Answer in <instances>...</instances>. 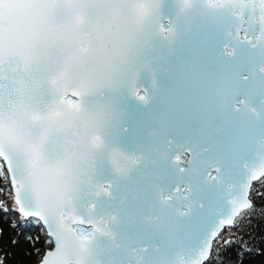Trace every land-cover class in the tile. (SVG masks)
Masks as SVG:
<instances>
[{"label":"snow or ice","instance_id":"6c2138e0","mask_svg":"<svg viewBox=\"0 0 264 264\" xmlns=\"http://www.w3.org/2000/svg\"><path fill=\"white\" fill-rule=\"evenodd\" d=\"M0 264H264V0H0Z\"/></svg>","mask_w":264,"mask_h":264}]
</instances>
